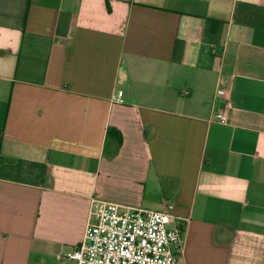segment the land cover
Returning a JSON list of instances; mask_svg holds the SVG:
<instances>
[{
  "label": "crops",
  "instance_id": "obj_1",
  "mask_svg": "<svg viewBox=\"0 0 264 264\" xmlns=\"http://www.w3.org/2000/svg\"><path fill=\"white\" fill-rule=\"evenodd\" d=\"M91 197L264 264V0H0V264H74Z\"/></svg>",
  "mask_w": 264,
  "mask_h": 264
},
{
  "label": "built area",
  "instance_id": "obj_2",
  "mask_svg": "<svg viewBox=\"0 0 264 264\" xmlns=\"http://www.w3.org/2000/svg\"><path fill=\"white\" fill-rule=\"evenodd\" d=\"M217 93L228 96L223 89ZM213 117L225 123L226 109ZM170 207L157 211L91 197L83 237L66 257L74 264H178L184 226L169 227Z\"/></svg>",
  "mask_w": 264,
  "mask_h": 264
},
{
  "label": "trees",
  "instance_id": "obj_3",
  "mask_svg": "<svg viewBox=\"0 0 264 264\" xmlns=\"http://www.w3.org/2000/svg\"><path fill=\"white\" fill-rule=\"evenodd\" d=\"M107 134L113 136L117 140L118 144L121 143L122 137H121V134L118 130H116L114 128H108Z\"/></svg>",
  "mask_w": 264,
  "mask_h": 264
}]
</instances>
